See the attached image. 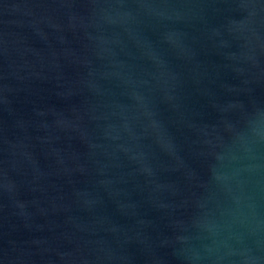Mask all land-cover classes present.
<instances>
[{
	"label": "water",
	"instance_id": "water-1",
	"mask_svg": "<svg viewBox=\"0 0 264 264\" xmlns=\"http://www.w3.org/2000/svg\"><path fill=\"white\" fill-rule=\"evenodd\" d=\"M0 264H264V0H0Z\"/></svg>",
	"mask_w": 264,
	"mask_h": 264
}]
</instances>
